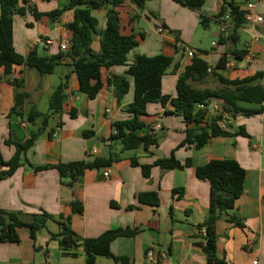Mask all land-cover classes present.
<instances>
[{
	"label": "crops",
	"instance_id": "1",
	"mask_svg": "<svg viewBox=\"0 0 264 264\" xmlns=\"http://www.w3.org/2000/svg\"><path fill=\"white\" fill-rule=\"evenodd\" d=\"M225 2L241 9L247 3H254L256 14L264 18V0H206L199 11L173 0H147L143 6L133 0H121L114 12L118 14L122 33L133 35L139 41V46L129 55L128 66L138 56L173 58V66L162 86L163 93L172 97L176 95L179 76L192 63L187 50L194 51L195 57L204 60L213 70L226 56V68L214 71L228 80H243L264 72V22L258 27L263 34L258 43L253 42L246 24L235 28L234 23L229 22L228 32L223 33L224 16L217 17ZM68 3L69 0H32L28 5L21 4L26 9L24 15L14 16V48L18 54L27 57L37 51L47 57L64 55L53 74L40 75L34 69L16 66L7 75L0 68V150L5 161L16 152L14 146L5 142L24 143L38 128L25 120L29 109L35 106L42 115H49L51 95L67 77L62 112L50 117L43 134L21 156V166L0 182V210L19 214L26 221L43 211L51 215L53 221L37 233L35 240L29 229L21 228L17 231L19 243L0 242V264H86L82 246L63 255L59 241L50 239L51 234L61 232V224L70 225L79 244L108 230L139 229L137 236L118 238L111 244L112 254L127 258L128 264H206V257L197 245L201 241L197 227L207 217L211 186L197 177L196 167L223 159L237 161L246 171V179L243 195L217 223V258L226 264H251L255 259L258 264H264V112L249 117L234 115L226 111L223 100L211 98L205 106V120L192 127L198 130L216 124L231 136L210 139L205 147L197 150L195 146L179 148L185 139L186 124L170 104L165 107L160 103L150 104L147 115L141 118L147 128L140 134H155L158 145L148 150L139 148L134 154L123 152L118 143L108 139L114 133V122L133 118L128 109L134 101V81L126 76L128 66L102 69L104 82L112 76L127 77L130 89L124 99L119 103L114 88L107 86L94 100L81 93L73 59L67 55L72 37L67 25L73 21V11H65L54 20L47 16ZM29 8L43 16L36 18ZM107 13V8L92 10L96 26L91 34L90 49L94 54L100 53ZM201 17L207 18L206 26L202 25ZM159 27L165 31L158 33ZM208 34H211V42ZM48 41L51 43L47 44ZM63 44L68 45L67 51L61 50ZM205 44L210 45L211 52L203 50ZM248 45L254 53L252 59L247 56ZM239 52L246 54L237 58L235 53ZM191 84L200 91L223 87L212 74L202 82ZM249 85L264 87V76ZM18 95H24L25 99L15 106ZM237 105L252 110L263 106L247 102ZM13 108L15 111L11 112ZM70 113H75V118H71ZM241 129L247 137L238 135ZM85 132L93 134L85 137ZM94 150L96 155H93ZM110 154H118L120 160L108 168L86 171L72 185L69 179L61 178L55 168L71 162H92ZM172 155L182 163L191 159L193 166L183 170L153 168L148 179L142 175L141 168L131 166L132 158L141 165H152ZM37 167L49 169L35 172ZM106 172H109L108 177L104 175ZM175 189L183 190L179 199L173 195ZM142 192H158L160 205L140 204L137 196ZM73 203L83 211L74 212ZM129 207L135 209L129 210ZM187 211H191L190 214ZM232 218L244 228L231 223ZM149 251L153 252L151 259ZM96 264L123 263L98 257Z\"/></svg>",
	"mask_w": 264,
	"mask_h": 264
},
{
	"label": "trees",
	"instance_id": "2",
	"mask_svg": "<svg viewBox=\"0 0 264 264\" xmlns=\"http://www.w3.org/2000/svg\"><path fill=\"white\" fill-rule=\"evenodd\" d=\"M147 0H133L138 6H143ZM174 2L187 6L190 9L199 11L206 0H173ZM249 1V0H247ZM21 4L28 5V0H0V68L5 70L7 75L11 74L16 66H26L36 70L40 75L53 74L55 68L60 64L64 55L60 53L54 57H47L32 51L27 57L18 54L14 48V16L24 15L26 9ZM121 4V0H69L66 7L47 14L51 19L58 18L65 11H73V21L67 25L72 33L70 40V51L67 53L73 59L74 73L76 74L81 93L87 95L90 100L98 97L105 86L114 88V95L120 103L128 94L130 83L126 76L134 81V101L128 112L133 116L126 121H118L112 124L114 133L109 137V142L118 143L123 152L144 148L148 150L151 146L158 145V136L153 133L141 135L140 132L147 128L142 117L147 115V108L150 104L160 103L163 107L170 104L176 115H181L186 124L185 139L179 148L195 146L197 150L206 146L210 139L216 137H228L230 133L222 130L218 125L211 124L194 129L192 125L202 123L207 111L205 106L211 98L224 101L226 111L244 116H252L264 112V87L250 86L255 79L263 77L264 72H259L253 77L243 80H228L221 75H216L214 70L225 69L228 58L222 57L215 69H211L204 60L194 57L184 74L180 75L176 83V95L174 97L165 95L162 91L163 80L168 71L172 68L174 60L165 55L154 57L138 56L128 66L129 55L139 46V41L133 35H125L121 30V23L118 14H111L114 8ZM108 9L106 15V28L101 34L100 53L94 54L91 49V34L95 30L96 21L92 17V10ZM36 18L43 14L38 13L34 8H29ZM226 14L231 15L235 28L246 24V12L232 3H224L217 18ZM201 23L206 26L207 18L201 17ZM64 52V51H63ZM245 52L235 53L237 58H243ZM128 66L126 76H112L106 82L102 80V69L112 67ZM212 74L217 78L223 87L217 90H197L191 82H202ZM65 81L55 88L49 101V115H42L35 106L31 107L26 114L25 120L33 127L29 138L21 144H14L11 140L6 145L15 147V154L5 161L0 150V182L11 177L21 166V156L31 149L38 138L48 126L50 117L53 114L61 113L63 110L64 92L67 88ZM25 99L24 95H18L16 105L18 106ZM238 102L263 105L259 110L240 108ZM199 107V108H198ZM13 108L11 112H14ZM167 113V112H166ZM75 118V113H70ZM92 132H85L84 136L92 135ZM52 135V133H51ZM239 136L247 137L244 129L238 133ZM118 154H110L107 157L95 158L92 162L78 161L68 164H61L55 167L60 177L69 179V185L76 182L86 171L108 168L119 161ZM132 167L141 168L142 175L148 179L151 177L153 168L179 169L183 170L193 166V161L187 159L184 163L172 155L169 158L156 160L152 165H141L136 158L131 159ZM49 167L34 168L35 172L47 170ZM196 175L200 180L210 183L209 209L207 217L198 225L197 229L201 241L197 243L206 257V264H226L217 258V223L224 214L232 210L237 200L244 193L246 171L235 160H211L207 164L196 167ZM173 195L179 199L183 190L175 189ZM140 204L158 207L161 203L158 192H142L137 196ZM129 210L135 209L129 207ZM73 210L81 213L83 209L73 203ZM191 211H187L190 214ZM172 216V208H171ZM29 221L23 220L19 214L0 210V242L19 243L18 229L27 228L31 238L36 239L39 231L47 228V224L53 221V217L46 212H41L30 217ZM236 227L243 229L244 226L235 219H231ZM205 229V233H202ZM139 229H114L104 232L97 238L83 240L81 244L76 239V234L69 224H61V232L51 234V240H58L62 247V254L68 255L71 249L82 246L86 255V264H96L98 257L111 259L114 263L121 262L128 264L129 260L123 257H116L111 252V244L118 238L135 237ZM38 250V249H36Z\"/></svg>",
	"mask_w": 264,
	"mask_h": 264
},
{
	"label": "built area",
	"instance_id": "3",
	"mask_svg": "<svg viewBox=\"0 0 264 264\" xmlns=\"http://www.w3.org/2000/svg\"><path fill=\"white\" fill-rule=\"evenodd\" d=\"M32 0H28V2H31ZM246 14H245V21H246V25L249 29V32L251 33V37H252V40L253 42L255 43H258L260 42L262 39H263V34L262 32L259 30V25H261L263 22H264V18L263 16H260L258 14H256L255 12V5L254 3H247L246 7L243 9ZM229 22H233V18L231 17V15L229 14H226L222 21H221V24H222V32L223 33H227L228 32V29L230 28V24ZM234 23V22H233ZM158 33H163L165 30L163 27H159L157 29ZM51 42H47V44H50ZM213 45H215V43H213ZM247 49H248V58L252 59L253 58V52L251 50V46L248 45L247 46ZM61 50L62 51H67L68 50V45L67 44H63L61 45ZM187 55L190 57V58H194L195 57V53L194 51L192 50H187ZM232 65V63H230ZM97 154V151H93V155H96ZM105 177H108L109 176V172H106L104 173ZM202 233H205V229H203ZM148 256H149V259H151V257L153 256V252L152 251H149L148 252ZM165 258V256H164ZM251 264H258V261L255 259L253 260V262Z\"/></svg>",
	"mask_w": 264,
	"mask_h": 264
},
{
	"label": "rangeland",
	"instance_id": "4",
	"mask_svg": "<svg viewBox=\"0 0 264 264\" xmlns=\"http://www.w3.org/2000/svg\"><path fill=\"white\" fill-rule=\"evenodd\" d=\"M208 35H209V40H210V42H211V40H212V38H211V34H208ZM241 45H242V44L238 45V47L241 48V47H242ZM203 48H204L203 50H207L208 52H211V47H210V45L205 44ZM135 152H136L135 150L127 151L128 154H134Z\"/></svg>",
	"mask_w": 264,
	"mask_h": 264
},
{
	"label": "water",
	"instance_id": "5",
	"mask_svg": "<svg viewBox=\"0 0 264 264\" xmlns=\"http://www.w3.org/2000/svg\"><path fill=\"white\" fill-rule=\"evenodd\" d=\"M111 14H115V12H112Z\"/></svg>",
	"mask_w": 264,
	"mask_h": 264
}]
</instances>
